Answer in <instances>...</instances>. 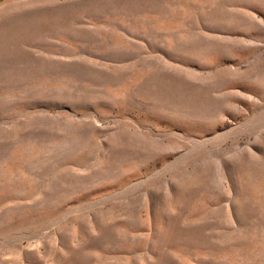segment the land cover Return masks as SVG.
Returning <instances> with one entry per match:
<instances>
[{
  "label": "rangeland",
  "instance_id": "obj_1",
  "mask_svg": "<svg viewBox=\"0 0 264 264\" xmlns=\"http://www.w3.org/2000/svg\"><path fill=\"white\" fill-rule=\"evenodd\" d=\"M0 264H264V0H0Z\"/></svg>",
  "mask_w": 264,
  "mask_h": 264
}]
</instances>
